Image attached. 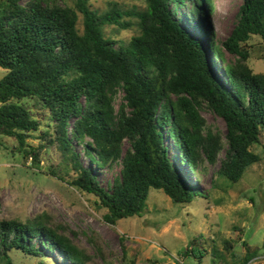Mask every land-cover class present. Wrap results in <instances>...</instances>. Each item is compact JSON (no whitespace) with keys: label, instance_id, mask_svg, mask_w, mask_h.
Listing matches in <instances>:
<instances>
[{"label":"trees","instance_id":"trees-1","mask_svg":"<svg viewBox=\"0 0 264 264\" xmlns=\"http://www.w3.org/2000/svg\"><path fill=\"white\" fill-rule=\"evenodd\" d=\"M142 1V10L113 5L98 13L89 0H0V67L6 70L0 79V133L13 138L25 158L39 162L38 150L27 138L40 123L25 102L46 109L50 120L45 134L75 176L64 180L51 169L49 174L93 195L109 225L140 216L150 189L163 191L174 204L190 203L197 189L178 163L197 173L204 163L215 165L223 151L215 173L236 183L259 160L250 148L260 143L264 127V73L251 69L242 46L252 35L264 40V0H243L236 24L221 43L199 20L197 30L206 44L176 18L175 7L186 0ZM210 3L200 0L192 12L206 19ZM124 16L134 17V23ZM106 25L121 30L135 26L136 33L119 43L106 36ZM225 52L236 58L228 61ZM212 56L223 63L219 75ZM203 109L224 121L223 134L206 125ZM69 134L97 167L120 162V173L109 187L79 161ZM68 230L46 212L24 221L0 219V264H12V251L42 257L32 243L35 238L71 264H96ZM93 245L102 258L97 242ZM256 255L247 248L238 264H248Z\"/></svg>","mask_w":264,"mask_h":264},{"label":"rangeland","instance_id":"rangeland-1","mask_svg":"<svg viewBox=\"0 0 264 264\" xmlns=\"http://www.w3.org/2000/svg\"><path fill=\"white\" fill-rule=\"evenodd\" d=\"M198 1L186 0L184 5H177L176 18L192 34L202 35V38L197 25L208 24L215 42L221 43L236 24L243 0H211L209 9H212L206 13V19L192 12ZM113 5L123 10H142L145 6L142 0H89L90 8L98 13ZM123 19L135 21L134 17L124 16ZM82 26V15L79 14L77 27L80 31ZM104 32L117 42L126 43L136 33V27L121 30L106 25ZM202 41L207 42L205 38ZM242 46L248 51L247 63L251 69L255 73H264V40L259 35H252ZM225 56L228 61L236 58L228 52ZM210 60L214 72L221 74L222 61L213 56ZM5 72L0 67V79ZM121 101L120 91L114 98L116 108ZM25 103L40 123L39 129L27 138V143L37 148L39 162L25 158L18 152L15 140L0 133V219L24 221L46 212L55 222L65 224L71 230L67 234L93 256L96 264H238L247 248L257 252L248 264H264V127L260 143L250 148L259 160L248 166L236 183L215 173L224 156L223 151L215 165L204 163V169L200 168L197 173L178 163L184 177L197 189V195L190 203L174 204L163 191L150 189L140 216L123 218L115 225H109L102 218L105 209L95 203L93 195L58 179L57 176L71 180L75 174L45 134L49 112L35 101ZM201 114L210 129L225 132L224 121L219 116L207 109ZM164 135L171 156L176 158V149ZM69 137L79 161L92 169L103 187H109L120 173V162L97 167L89 161L83 146L73 140L71 134ZM124 146H127L126 142ZM49 169L57 176L49 174ZM95 242L103 253L102 258L95 251ZM32 243L43 256L32 257L12 251V264H71L58 252L42 248L39 239H33Z\"/></svg>","mask_w":264,"mask_h":264}]
</instances>
